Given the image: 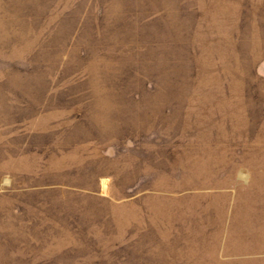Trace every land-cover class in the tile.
<instances>
[{"label":"rangeland","instance_id":"1","mask_svg":"<svg viewBox=\"0 0 264 264\" xmlns=\"http://www.w3.org/2000/svg\"><path fill=\"white\" fill-rule=\"evenodd\" d=\"M0 264H264V0H0Z\"/></svg>","mask_w":264,"mask_h":264}]
</instances>
